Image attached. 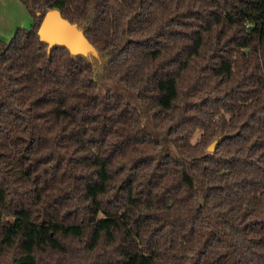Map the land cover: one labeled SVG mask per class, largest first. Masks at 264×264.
I'll return each instance as SVG.
<instances>
[{
    "label": "trees",
    "instance_id": "obj_1",
    "mask_svg": "<svg viewBox=\"0 0 264 264\" xmlns=\"http://www.w3.org/2000/svg\"><path fill=\"white\" fill-rule=\"evenodd\" d=\"M17 1L0 264H264V0ZM53 9L96 58L47 52Z\"/></svg>",
    "mask_w": 264,
    "mask_h": 264
},
{
    "label": "water",
    "instance_id": "obj_2",
    "mask_svg": "<svg viewBox=\"0 0 264 264\" xmlns=\"http://www.w3.org/2000/svg\"><path fill=\"white\" fill-rule=\"evenodd\" d=\"M37 36L42 44L47 45V52L55 48L65 49L73 57L96 58L98 53L89 43L77 24H72L61 16L56 10H48L42 17L37 30ZM222 137L213 141L207 148L214 151Z\"/></svg>",
    "mask_w": 264,
    "mask_h": 264
},
{
    "label": "crops",
    "instance_id": "obj_3",
    "mask_svg": "<svg viewBox=\"0 0 264 264\" xmlns=\"http://www.w3.org/2000/svg\"><path fill=\"white\" fill-rule=\"evenodd\" d=\"M31 19L17 0H0V39L8 41L18 28H29Z\"/></svg>",
    "mask_w": 264,
    "mask_h": 264
}]
</instances>
